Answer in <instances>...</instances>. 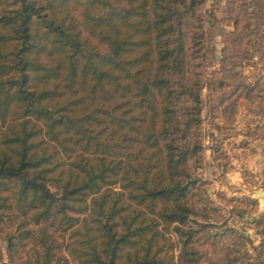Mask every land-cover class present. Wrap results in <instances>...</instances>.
Wrapping results in <instances>:
<instances>
[{
	"label": "trees",
	"instance_id": "16d2710c",
	"mask_svg": "<svg viewBox=\"0 0 264 264\" xmlns=\"http://www.w3.org/2000/svg\"><path fill=\"white\" fill-rule=\"evenodd\" d=\"M202 2L0 0V217L15 204L38 225L44 264L63 245L80 264H167L174 222L171 264H206L182 226L203 148Z\"/></svg>",
	"mask_w": 264,
	"mask_h": 264
},
{
	"label": "rangeland",
	"instance_id": "374dc122",
	"mask_svg": "<svg viewBox=\"0 0 264 264\" xmlns=\"http://www.w3.org/2000/svg\"><path fill=\"white\" fill-rule=\"evenodd\" d=\"M202 1L201 25L191 29L201 42L196 68L202 79L203 148L191 163L197 185L189 197L192 212L182 226L199 230L195 246L206 264H264V0ZM90 43L108 51L96 38ZM105 190L110 192L107 208L123 189L116 183ZM177 224L166 231L161 255L167 264L171 255L178 261L182 249ZM49 227L59 243L67 240L57 224ZM37 230L15 204L2 209L0 264H44L46 250ZM11 240L16 242L12 247ZM53 252L49 264H58L60 255L65 256L61 262L80 264L64 245Z\"/></svg>",
	"mask_w": 264,
	"mask_h": 264
}]
</instances>
